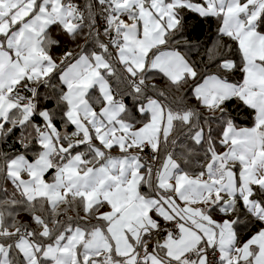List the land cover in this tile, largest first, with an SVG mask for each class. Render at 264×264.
Segmentation results:
<instances>
[{
    "label": "snow or ice",
    "instance_id": "snow-or-ice-1",
    "mask_svg": "<svg viewBox=\"0 0 264 264\" xmlns=\"http://www.w3.org/2000/svg\"><path fill=\"white\" fill-rule=\"evenodd\" d=\"M188 13L220 22L216 72L171 44ZM0 145V264H264V0H0Z\"/></svg>",
    "mask_w": 264,
    "mask_h": 264
},
{
    "label": "trees",
    "instance_id": "trees-1",
    "mask_svg": "<svg viewBox=\"0 0 264 264\" xmlns=\"http://www.w3.org/2000/svg\"><path fill=\"white\" fill-rule=\"evenodd\" d=\"M80 2H82V0H80ZM186 18H187L188 28L185 34L183 35L177 34L175 40L171 42L172 46L177 48L179 51H182L190 62L198 66V70L207 67L211 72H216L217 71L215 66L216 61H214L213 59H209L207 49L213 47V44L217 38V29L219 27L220 22L216 18H206V19L199 18L198 16L192 13H188ZM52 35L62 40V46L54 50L56 56L62 55L63 51L66 50L67 48H73L78 51V49L75 48V44L70 43L68 41V38L63 36L58 29L54 28L52 30ZM79 42L83 43L82 40ZM227 42L232 47V51L229 53V57L235 60L239 65L241 60H240V54L237 51L236 43L231 40H228ZM222 74L224 76H227L229 80H235L236 82H238L242 76V74L239 71L224 72ZM151 75H152V79L149 82L151 84L157 85V90H166V94L170 95V97L174 99H179L180 97H183L185 104L196 108L204 116L210 115L208 111L202 105H200L193 96L190 90L191 81L189 82V84H186L181 89L177 90L169 85L167 79L163 77V75L157 73H152ZM55 82L56 81H54V83ZM53 106L54 105H50V107ZM228 107L232 111L233 116L236 117V123L238 125L252 124L251 110L248 109L246 106H244L242 102L233 100L228 105ZM137 119L142 120L143 117L137 115ZM211 123L213 124L214 129L218 130L219 122L212 121ZM63 124H64L63 120L60 119L57 120V127L59 129L63 127ZM70 128L73 129V126L70 125ZM16 136H19V132L16 133ZM7 143L11 145L12 141L9 140ZM187 143L188 141L183 140V137H181L180 141H178V150L179 147H183ZM0 147H3V145H0ZM16 147H19V145H16ZM6 150L12 151L13 149L7 148ZM196 152H197L196 157L192 159V164H191L192 167H196L198 163L205 162L203 159H201L202 150L199 147L196 149ZM21 213H24L28 215L29 218H31L27 212H21ZM68 214L75 215L76 213L74 210H72ZM82 214L83 213H81V215ZM220 215L224 217V214L220 213ZM249 221H250L249 216L247 215L241 216V222L237 226V231L241 236L242 240H245L247 237L251 235L253 231L257 230L259 227L262 226L259 223H249Z\"/></svg>",
    "mask_w": 264,
    "mask_h": 264
},
{
    "label": "rangeland",
    "instance_id": "rangeland-1",
    "mask_svg": "<svg viewBox=\"0 0 264 264\" xmlns=\"http://www.w3.org/2000/svg\"><path fill=\"white\" fill-rule=\"evenodd\" d=\"M82 2H83V0H82ZM219 26H220V24H219ZM183 55H185L182 51H180ZM185 57H186V55H185ZM187 58V57H186ZM188 59V58H187ZM229 82H233V83H235L236 81L235 80H229ZM137 126L139 127L140 125L139 124H137ZM240 126H251V124H249V125H240ZM58 128V127H57ZM59 129V128H58ZM60 131H67V132H72L73 130H74V128L72 129V128H70V125H65V123L63 124V127L61 128V129H59ZM218 150L219 151H223V148L222 147H218ZM108 210V208H107V206H105L104 208H101V211H107ZM214 217L215 218H217V219H222V218H227V217H222L221 215H220V213H214ZM19 219H21V220H23V221H25V222H27V221H30L31 220V218H29V216L28 215H26V214H24V213H21L20 214V216L18 217ZM253 231V230H252ZM256 231V230H255ZM255 231H253V232H255ZM252 232V233H253ZM251 233V234H252ZM248 238V237H247ZM246 238V239H247ZM245 239V240H246Z\"/></svg>",
    "mask_w": 264,
    "mask_h": 264
},
{
    "label": "built area",
    "instance_id": "built-area-1",
    "mask_svg": "<svg viewBox=\"0 0 264 264\" xmlns=\"http://www.w3.org/2000/svg\"><path fill=\"white\" fill-rule=\"evenodd\" d=\"M145 154H147V150H145ZM210 259H213V257L210 256Z\"/></svg>",
    "mask_w": 264,
    "mask_h": 264
}]
</instances>
